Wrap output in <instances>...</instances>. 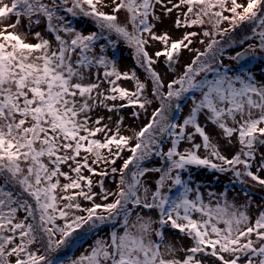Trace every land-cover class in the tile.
Instances as JSON below:
<instances>
[{
  "label": "snow or ice",
  "instance_id": "6c2138e0",
  "mask_svg": "<svg viewBox=\"0 0 264 264\" xmlns=\"http://www.w3.org/2000/svg\"><path fill=\"white\" fill-rule=\"evenodd\" d=\"M262 148L264 0H0V264H264V207L193 174L250 197Z\"/></svg>",
  "mask_w": 264,
  "mask_h": 264
},
{
  "label": "rangeland",
  "instance_id": "374dc122",
  "mask_svg": "<svg viewBox=\"0 0 264 264\" xmlns=\"http://www.w3.org/2000/svg\"><path fill=\"white\" fill-rule=\"evenodd\" d=\"M226 26V25H225ZM162 29H170V25L166 22L163 26ZM173 37L177 38V35L175 33H173ZM48 39H53L51 36L47 37ZM29 40L31 42H35L31 40V37H29ZM194 47H198V48H202L201 45L199 44H195ZM239 49H235V50H230L229 54H233L234 51H237ZM109 55H111V53H109ZM191 59V54L188 52L184 53L183 59L181 60V64L187 63L189 62ZM117 60L119 63V68L120 70H128L134 67V61L132 59L131 56V52L129 49H127L124 45H120V51L117 53ZM225 63H228V61H225ZM159 70L163 73L166 71V68L163 64L159 65ZM177 71H180L179 66L177 67ZM141 76V79H144V76L142 73H138ZM171 74H169V78H170ZM123 86L127 87L129 89L133 88V84L131 82H123ZM151 87V85L149 84V88ZM151 108H149L148 112H151ZM131 112L132 109H125L123 112V116H124V123L122 125V129L125 128H129V127H135L138 128L141 124L146 123L147 120L145 118V114L143 112H141L139 120L138 121H133V119L131 118ZM188 112V107L185 106L184 108V112L181 115V119L183 118V115H186ZM98 114L105 116V122L107 121V116L110 115L109 113H107L105 110L100 109L98 110ZM116 117L113 116V120L115 121ZM124 134H129L127 132H125ZM261 151H264V148L261 149ZM129 155V153H125V156ZM121 162L118 161L117 164L119 165ZM149 167H151L152 165L149 164ZM253 171H255V169H253ZM195 175V181L194 183L197 184V186H200L202 188V190H204L205 192L208 189H211L213 191H221L223 190V188L225 186H227L228 189V200L232 201L234 203H236L238 206L240 204H243L246 200L251 199L252 201H254V203H252L251 207H250V213L251 215L254 217L260 210L261 207H258V205L264 207V203H262V198H264V189L256 187V188H252L249 186V190L251 192V196L250 197H246L244 194V191L242 190L244 186H241L240 184H232L231 181V177L230 176H221L219 181H216L215 179H211V174L207 173V172H200L198 170L194 171L193 173ZM264 175V174H262ZM106 187L109 189H113L115 187L114 184H112L110 181H106ZM166 236H168V240L166 242H171L173 243L177 249L181 248V247H187L189 246V244L191 243L187 238H183V239H176V237L179 236V233H166ZM75 255H79V251L75 252ZM184 253L177 251L176 253V257L179 258H183Z\"/></svg>",
  "mask_w": 264,
  "mask_h": 264
},
{
  "label": "trees",
  "instance_id": "16d2710c",
  "mask_svg": "<svg viewBox=\"0 0 264 264\" xmlns=\"http://www.w3.org/2000/svg\"><path fill=\"white\" fill-rule=\"evenodd\" d=\"M121 45H123V44H121ZM253 63H255V61H254ZM250 66H251V65H250Z\"/></svg>",
  "mask_w": 264,
  "mask_h": 264
}]
</instances>
